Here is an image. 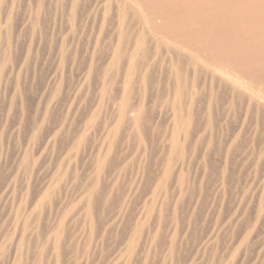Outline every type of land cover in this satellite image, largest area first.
I'll list each match as a JSON object with an SVG mask.
<instances>
[{"label": "bare ground", "instance_id": "1", "mask_svg": "<svg viewBox=\"0 0 264 264\" xmlns=\"http://www.w3.org/2000/svg\"><path fill=\"white\" fill-rule=\"evenodd\" d=\"M80 1L71 0V13L74 12ZM10 13V9L7 10L5 19L9 17ZM99 15L98 35L102 33L104 25L108 22L111 24L109 27H112V34L109 39L110 45H107L108 48L105 46V49L107 48L106 53L104 55L101 53L102 64L95 86V89L98 90L97 102L91 110L88 111L85 108L87 114L80 122V130L76 129L78 131L76 133H79L78 137L67 142L65 149L62 148L64 149L63 153H65L64 158L61 161L59 159L57 171L49 183L50 190H47L38 199L33 197L36 200L34 199L29 204V209L25 212L21 211L20 208L15 211L12 218L11 233L0 237V259L7 250L11 264H40L49 250L55 256L53 263L61 264L66 256H63L61 261L62 243L65 239H69L66 238L67 228L76 217L83 224V231L80 232L82 233V240L85 239L84 241L88 242L85 251L90 248L91 243L93 245L92 241L102 240L108 229L111 231L114 227L120 228L119 230L122 231L120 233L123 234L120 237H123L119 244H116L118 250L113 251L116 253L115 257L109 259L106 264H125L126 258L129 259L140 245L141 247L138 248L140 253L146 249L144 246H157L158 236L161 235H159L160 229H163L167 224L166 219L169 217V213H171V218L167 221L170 223L169 237L164 245L166 254L161 264H179L181 260L179 261L176 256V249L180 243V241L178 243V239L180 237L183 241L188 237L187 234H190V229H195L196 226L195 224L192 228L189 219V225L180 227L178 215L180 203L182 205L183 198L189 194L191 197L190 205L192 206L190 213L194 217L196 208L202 200L199 194H202L201 191H203V177L199 179L198 176L194 175L196 183H189L188 176L191 175L189 169H193L192 159L195 149L193 147L185 148L181 143V139L186 136L188 122L186 120L179 121L180 108L177 102L186 96V93H191L194 83L200 76L212 77L217 72L216 67L230 68L254 83L260 84V90L264 94V0H100ZM32 28H34V24H32ZM1 33L0 26V39ZM3 45L0 41V52H2L1 49L4 50ZM97 46L98 40L95 41L93 50L88 57L89 61L85 67L87 73H85V81L81 85V91H84L85 87L87 90L89 89V80L96 72L97 68L94 66L98 55ZM65 59L66 56L63 54L61 62H65ZM157 64H160L164 70L162 71L164 84L162 81L154 84V69ZM189 84L191 88H188ZM246 89L247 87L242 83V111L246 112L251 107H255L254 112L259 119L261 130L264 132V95L254 96L244 93ZM154 90L157 92L155 93ZM159 91L163 94V97L159 98L166 102L167 106L170 104L171 115L175 120L172 121L170 129H167L162 138L160 150L155 153L156 160L151 163L149 146L146 145L147 138L142 122L146 96L150 93L151 96L154 94L158 98ZM104 106L108 112V117L98 122L99 113ZM44 116L46 117L47 113ZM64 123L60 125L59 133L65 130L66 125ZM53 132L51 137L48 136L47 139H43L45 141L43 150L54 143L55 135H58V132ZM91 132L95 133L96 136L94 135L95 139L90 143L88 159L86 158L85 161L89 162L88 175L86 174L82 178L79 175L76 176L77 174L71 175L69 168L72 169L73 161L81 156L80 152H82L84 145H88L86 142ZM152 147H149L150 150L153 149ZM28 151L30 150L26 147L19 168L25 175L32 176L36 170L35 166L31 165L28 160ZM85 152L87 153V151ZM59 157L61 158V154ZM139 158L143 160L138 161ZM135 160L138 162L136 163ZM134 167L136 168L133 169ZM151 167L156 168L155 171H152ZM130 169L135 170V174H128ZM128 175H130L126 181L128 191L122 192L120 191V184L127 179ZM69 181L71 187H75L77 191V194L75 193L76 200H73L76 204H73L72 201L64 202L54 214L51 223L44 227L40 220L45 197L53 199L59 187L68 185ZM256 187V189L254 187L255 192H252L249 197L247 191L242 195V230L237 235L235 234V244L227 247L225 253V250H221V254H219L220 252L217 250L212 255L210 254L212 260L206 258L211 261L210 264H241L238 257L240 250H242V264H264V240L258 246H255L253 242V235L257 233L256 228L259 222L264 219V180ZM168 197H173L175 201L173 206L169 208L170 210L167 208ZM134 200L138 201V203L135 201L138 209L133 215L130 214V208ZM219 203L218 205H220ZM45 209L47 210V208ZM214 212L216 213L217 210ZM99 216L102 218V220L100 219L101 223L98 220ZM233 217L230 219V223L232 221L236 223L240 215ZM151 221L154 224L152 223V227H149ZM200 221L202 220L200 219ZM122 224L127 225L125 226L127 231ZM226 236L224 237L226 238ZM216 237L217 233L209 236L205 245L209 244L207 245L209 248L211 242L215 243L213 240L216 241ZM109 241L106 240V242ZM218 243L220 244V242ZM227 243L225 242L226 245ZM180 250L184 251L183 249ZM223 253L225 257H223ZM106 254H109L108 257H110V253ZM163 254L161 253V255ZM52 259L54 258L50 260ZM69 259L71 260L68 264L77 263L75 254ZM182 263L192 264V261H183ZM150 264L152 263L150 262Z\"/></svg>", "mask_w": 264, "mask_h": 264}, {"label": "rangeland", "instance_id": "2", "mask_svg": "<svg viewBox=\"0 0 264 264\" xmlns=\"http://www.w3.org/2000/svg\"><path fill=\"white\" fill-rule=\"evenodd\" d=\"M70 2L71 0H0V26L2 32L0 41L4 44V50L1 49L2 52H0V198H2L0 199V231H2L0 232V237L11 233L12 218L15 211L20 208L21 211L25 212V210L29 209V204L35 199L33 197L38 199L39 196L50 190L49 183L57 171L58 163L64 158L65 145L78 137L79 133L76 132L80 130L81 120L87 114V110L89 111L95 106L98 99V90L95 89V86L97 85L99 69L102 64L101 53L104 55L108 48L107 45H110L109 39L112 34V27H109L111 24L108 22L106 24L108 25L107 28L104 25L102 29L103 34L98 35L100 0H81L73 13L70 12ZM9 9L11 13L5 19ZM96 16L98 17L96 18ZM32 24H34V28H32ZM96 40H98V55L96 56L94 67L97 69L91 76L92 79L89 80V89L87 90L85 87L84 91H81V85L84 83L85 73H87L85 67ZM105 46H107L106 49ZM63 54L66 59L62 63L61 57ZM216 68L217 72L212 77L200 76L194 83L191 93H186V96L180 98L177 102L180 108L179 121L186 120L188 122L186 126L187 133L184 139H181V143L185 148L193 147L195 149L192 159L193 169H189L191 173L188 176L189 183H196L194 175L198 176L199 179L203 177V191H201L202 194H199L202 200L196 208L197 211L194 213V217L190 213L192 211L190 195L188 194L183 198L182 205L180 203L181 207H179L180 211L178 213L180 227L189 225L188 220L190 219L192 228L195 224V229L198 228L196 230L194 228L190 229L191 232L187 236L192 237H189V239L186 237L182 241L179 237L178 243L179 241L180 243L176 249V256L179 261L181 260L179 264H183V261H192V264H210V260H212L210 254L212 255L217 250L219 252L225 250V253L227 247L235 244V236L242 230V195L247 191L249 197L252 192H255L254 187L256 189V186L264 180V132L261 130L259 119L254 112L255 107H251L246 112L242 111V83L247 87L244 93L260 96L264 95L263 91L260 90V84L254 83L230 68ZM162 71H164L162 66L157 64L154 69V84L161 81L164 84ZM161 73L162 75H160ZM188 88H191L190 84ZM154 91L155 93L157 92L156 90ZM162 95L161 91H159L158 98L154 94L151 96L149 93L146 96L144 105L142 123L147 138L146 145L147 147L153 146L152 150L148 147L151 163L156 160L155 153L160 150L159 146L162 144V138L167 129H170L172 121L175 120L171 115L170 104L167 106L166 102L160 99L163 97ZM46 113L47 116L43 117ZM107 117L108 112L104 106L99 113L97 121H103V118ZM62 123L66 125L65 130L59 133L58 130ZM53 131L55 133L58 132V135H55L54 143H51L46 150H43L45 142L43 139L45 140L48 136H52ZM94 135L95 133L93 132L89 134L88 143L86 142V145L88 144L89 146L84 145L82 152H80L82 157L79 156L75 160L76 163L73 161L72 169L71 167L69 168L71 175L77 174L76 176L79 175L82 178L88 173L89 162L85 161L86 158L88 159L90 143L95 139L96 135ZM26 147L30 150L28 151V160L31 165L35 166L36 170L35 172L33 171V177L25 175L19 168V163L22 160V156L24 157L25 155ZM45 151L46 153H44ZM60 154L61 158L59 157ZM79 158L81 159L79 160ZM137 160L143 159L139 158ZM137 160H135L136 163L138 162ZM133 169H130L128 174H135ZM153 169L151 167L152 171H155L156 168ZM16 174L19 175L17 176ZM129 177L130 175L120 184L122 189L120 191H128L126 181ZM65 186L67 187L65 188ZM72 188L74 189L75 187H71L69 181L68 185L59 187L53 199L45 197L40 220L44 227L51 223L52 219H54V214L64 202L68 203L76 200L77 191L76 188L74 190ZM197 189L199 192V186ZM169 193L172 192L169 191ZM135 201L138 203L137 200H134L130 208V214L133 215L138 209ZM173 202H175L174 198L168 197V210L173 206ZM73 204L76 203L73 202ZM188 207L190 209H186ZM214 209L217 210L216 213ZM181 211L183 212L181 213ZM170 214L166 219L167 224L164 222L166 227L162 226L163 229H160L159 235L161 234L162 236H158L157 246H144L146 249L140 253L138 251V248L141 247L140 245L129 259L126 258L125 264H147V261H149L148 264L150 262L152 264H161L166 254L164 245L169 237L170 223L167 221L171 218ZM236 215H240V218L236 223L232 220V223H230L232 216L235 217ZM100 216L98 220L101 223L102 218ZM218 216H221V218H218ZM95 221L97 222V219ZM81 222L76 217L68 225L66 238L69 239H65L62 243L63 253L61 261L63 256H66L61 264H68L71 260L69 258L73 257L74 254L77 261L75 264L108 263L109 259L111 260L116 255L114 252L118 250L117 245L123 237H120L123 235L120 233L122 231L119 230L120 228L116 229L117 227L113 228L114 231L113 229L111 231L108 229L102 240L92 241L94 246L91 243L90 248L85 251L88 242H85V239L82 240V233L80 232L83 231V224ZM152 223L153 221L149 223V227H152L154 224ZM122 225L123 227L127 226L126 224ZM258 226L256 228L257 233L253 235L255 246H258L264 240V219L259 222ZM215 227H217V231ZM231 227L233 228L231 229ZM100 230L103 231L102 228ZM125 230L127 231L126 227ZM216 233V241L214 239L213 242L217 244L211 242L210 245L213 246L212 248L209 246L211 248L209 249L207 246L209 244L205 245V242L209 236H213ZM258 238L259 240H257ZM109 239L112 241L110 242ZM106 240L109 242H106ZM225 242H228L227 245ZM185 247L188 250H185ZM180 249L184 251L182 252ZM68 250L70 254H68ZM47 253L40 264H50L51 262V264H54V254L50 250ZM106 253H110V257ZM161 253L164 254L161 255ZM207 253L209 256H206ZM224 253L223 257H225ZM104 254L105 256H103ZM149 254L151 255L149 256ZM142 255L143 258H141ZM183 256L186 257L184 258ZM150 257H153V259ZM238 257L242 264V250L238 253ZM51 258L54 259L50 260ZM148 258L150 259L148 260ZM10 261L11 258L7 254V250H5L0 259V264H11Z\"/></svg>", "mask_w": 264, "mask_h": 264}]
</instances>
